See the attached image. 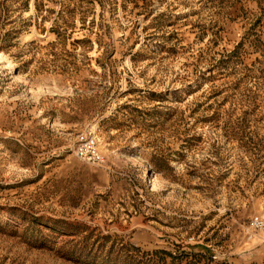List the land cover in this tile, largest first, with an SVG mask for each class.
<instances>
[{"label": "rangeland", "instance_id": "1", "mask_svg": "<svg viewBox=\"0 0 264 264\" xmlns=\"http://www.w3.org/2000/svg\"><path fill=\"white\" fill-rule=\"evenodd\" d=\"M254 216L264 0H0V264H264Z\"/></svg>", "mask_w": 264, "mask_h": 264}, {"label": "built area", "instance_id": "2", "mask_svg": "<svg viewBox=\"0 0 264 264\" xmlns=\"http://www.w3.org/2000/svg\"><path fill=\"white\" fill-rule=\"evenodd\" d=\"M76 155L95 165H101L104 162V157L98 148L96 135H81L76 147ZM250 226L255 231L264 229V220L259 216H254L251 219Z\"/></svg>", "mask_w": 264, "mask_h": 264}, {"label": "bare ground", "instance_id": "3", "mask_svg": "<svg viewBox=\"0 0 264 264\" xmlns=\"http://www.w3.org/2000/svg\"><path fill=\"white\" fill-rule=\"evenodd\" d=\"M8 67L13 68V67H14V63H13V62H10V63L8 64Z\"/></svg>", "mask_w": 264, "mask_h": 264}, {"label": "trees", "instance_id": "4", "mask_svg": "<svg viewBox=\"0 0 264 264\" xmlns=\"http://www.w3.org/2000/svg\"><path fill=\"white\" fill-rule=\"evenodd\" d=\"M161 253V252H160ZM162 254V253H161Z\"/></svg>", "mask_w": 264, "mask_h": 264}]
</instances>
